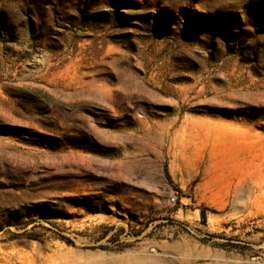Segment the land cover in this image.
<instances>
[{
  "label": "rangeland",
  "instance_id": "374dc122",
  "mask_svg": "<svg viewBox=\"0 0 264 264\" xmlns=\"http://www.w3.org/2000/svg\"><path fill=\"white\" fill-rule=\"evenodd\" d=\"M0 264H264V0H0Z\"/></svg>",
  "mask_w": 264,
  "mask_h": 264
},
{
  "label": "trees",
  "instance_id": "16d2710c",
  "mask_svg": "<svg viewBox=\"0 0 264 264\" xmlns=\"http://www.w3.org/2000/svg\"><path fill=\"white\" fill-rule=\"evenodd\" d=\"M203 215H205V214H203Z\"/></svg>",
  "mask_w": 264,
  "mask_h": 264
}]
</instances>
